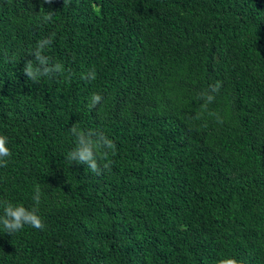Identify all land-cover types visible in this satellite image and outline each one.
Returning a JSON list of instances; mask_svg holds the SVG:
<instances>
[{"label": "trees", "instance_id": "16d2710c", "mask_svg": "<svg viewBox=\"0 0 264 264\" xmlns=\"http://www.w3.org/2000/svg\"><path fill=\"white\" fill-rule=\"evenodd\" d=\"M75 123L116 145L100 175ZM0 135V200L45 225L0 226V264H264V0H0Z\"/></svg>", "mask_w": 264, "mask_h": 264}, {"label": "clouds", "instance_id": "9594fccd", "mask_svg": "<svg viewBox=\"0 0 264 264\" xmlns=\"http://www.w3.org/2000/svg\"><path fill=\"white\" fill-rule=\"evenodd\" d=\"M42 4H50L52 0H41ZM64 4L68 0H63ZM43 7H41L42 9ZM53 12H48L44 16L46 21L52 19ZM54 35V34H53ZM52 36L38 40L32 52L34 59H29L25 62L23 73L29 80L36 82L41 77H51L53 75H62L65 72L64 65L60 62L52 63L50 59L44 54L46 49L52 44ZM85 80H95L96 73L93 69L89 73L81 77ZM219 83L213 89L217 91ZM102 96L97 93H92L89 99L88 108L94 109L102 101ZM212 97L209 96L208 100ZM69 132L76 138V146L72 148L65 156V161L70 166L73 162L79 165H85L86 170L100 175L103 169H107L109 163L101 165L98 162V155L107 156L110 152L114 153L116 149L115 143L105 136L102 132L96 133L92 131L84 132L79 129L78 124L75 123L69 129ZM8 139L6 136L0 135V167H6L8 158L12 153L7 147ZM41 198L40 187L35 188V195L33 201L35 205H39ZM38 208H26L23 204H13L11 201L0 200V226L8 235H12L22 230L25 225L34 229L44 230L45 225L42 218L37 214ZM216 264H238L235 258H221Z\"/></svg>", "mask_w": 264, "mask_h": 264}]
</instances>
